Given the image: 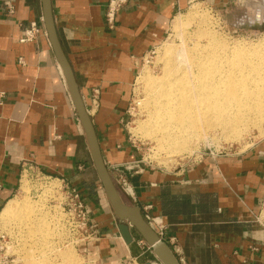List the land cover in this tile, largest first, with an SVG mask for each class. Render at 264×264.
I'll return each mask as SVG.
<instances>
[{"label":"crops","instance_id":"obj_1","mask_svg":"<svg viewBox=\"0 0 264 264\" xmlns=\"http://www.w3.org/2000/svg\"><path fill=\"white\" fill-rule=\"evenodd\" d=\"M6 1L0 0V214L25 194L23 179L31 165L33 175L64 179L81 192L101 235L88 249L101 264L137 263L145 256L150 261L152 247L136 227H130L131 244L121 236L118 225L129 220L115 214L96 172L46 30L42 0H10L14 12ZM108 1L51 0V7L124 203L164 227L160 235L149 224L182 264H264V227L255 220L264 195V138L243 153L207 155L169 171L148 167L127 137L124 122L139 62L164 40L188 0H130L114 28L105 20ZM31 22L42 33L21 42ZM121 174L133 194L118 184Z\"/></svg>","mask_w":264,"mask_h":264},{"label":"rangeland","instance_id":"obj_2","mask_svg":"<svg viewBox=\"0 0 264 264\" xmlns=\"http://www.w3.org/2000/svg\"><path fill=\"white\" fill-rule=\"evenodd\" d=\"M178 18H181L183 22L180 27L175 28L173 23ZM207 32L214 36L213 47L226 51L229 57H237L243 53L254 57L253 52L259 47H264V0H188L186 6L179 9L173 18L164 40L140 60L132 84L131 99L124 124L127 137L136 149V155L150 168L176 171L207 155L243 153L264 138V119L261 120L256 115L253 101L248 105L240 102L239 105L234 106L236 111L233 114L238 115V124L241 128L236 138L230 129L222 126L202 127L198 130L196 138L190 139L187 148L189 150L173 152L167 147L165 151V147L161 145L164 151L161 147L157 148L160 143L156 135L142 132L145 128L143 125L147 124L146 119L149 120L146 102L150 100L152 92L148 91V85L144 82L143 84L141 78L144 75H149L153 79H159L160 76L162 78L168 65L164 67L167 63L164 60L165 56L170 57L172 62H176L175 64L180 63L182 67L187 68L189 65L185 64L187 62L182 61V58H176L175 54L171 56L166 54L167 46H172L173 49L181 46L180 48L187 50L185 52H189L197 46L196 44L206 45L211 41ZM44 177L50 176L44 175ZM50 178L48 184H45L44 180L38 181L31 171L25 172L23 179L25 194L17 198L18 202L20 201L19 209L12 216L0 217V230L7 234L10 251L18 258L20 264H101L95 254L82 251L74 244H70L68 240L66 241L67 235L59 225L61 217L57 205L60 199L57 196L60 195L50 193L54 190L53 187H61L62 181L57 180L58 178ZM116 187L119 191L117 185ZM53 196L56 197L52 199ZM43 223L42 229L40 225ZM47 243L49 244L46 247ZM153 256L151 254L150 261L161 264ZM146 260H148L147 256L137 263L128 261L118 264H143Z\"/></svg>","mask_w":264,"mask_h":264},{"label":"bare ground","instance_id":"obj_3","mask_svg":"<svg viewBox=\"0 0 264 264\" xmlns=\"http://www.w3.org/2000/svg\"><path fill=\"white\" fill-rule=\"evenodd\" d=\"M182 22V19L178 18L173 25L177 28ZM207 36L211 41L206 45L196 44L197 46L189 52H185L187 50H183L185 48L182 49L181 46L178 49L167 46L166 54H175L176 58H182V61L189 65H185L187 68L182 67L180 63L175 64L170 57L165 56L167 63L164 62V67L168 65L165 75L163 72L164 77L153 79L144 75L141 78L142 83L148 85V91L152 92L150 100L147 98L146 102L149 120L146 119L147 124L143 125L145 128L142 132L156 135L160 143L157 148L164 146L165 151L168 148L173 152L189 150L187 148L190 139L194 138L202 127L222 126L230 129L236 138L241 128L238 115L233 113L236 111L234 106L240 102L248 105L253 101L256 115L261 120L264 119V47L253 50L254 57L245 53L229 57L226 51L213 47L214 36L211 33L207 32ZM164 147H161L163 151ZM19 202L17 198L9 201L0 217L14 215L19 209ZM40 226L43 229L44 223Z\"/></svg>","mask_w":264,"mask_h":264},{"label":"water","instance_id":"obj_4","mask_svg":"<svg viewBox=\"0 0 264 264\" xmlns=\"http://www.w3.org/2000/svg\"><path fill=\"white\" fill-rule=\"evenodd\" d=\"M42 2L46 30L57 60L63 70L64 76L69 86L72 100L77 109L81 123L85 129L96 172L115 211V214L121 221L129 220V223L120 222L118 225L123 240L126 242V244H131L133 242V235L131 233L130 227H136L143 238L146 240V242L152 247L154 256L157 261H159L161 264H182L175 253L172 251L170 246L152 229L149 223L143 218L140 209L136 206H129L124 203L105 164L95 127L93 125L91 117L88 114L80 88L75 78L74 71L59 41L54 23L51 0H42ZM143 264H156V262L147 261Z\"/></svg>","mask_w":264,"mask_h":264},{"label":"built area","instance_id":"obj_5","mask_svg":"<svg viewBox=\"0 0 264 264\" xmlns=\"http://www.w3.org/2000/svg\"><path fill=\"white\" fill-rule=\"evenodd\" d=\"M130 0H109L105 13V20L110 28H114L117 22L118 13L122 10V8L128 4ZM7 9L9 12H14V4L9 0L6 1ZM42 29L41 26L37 22H31L30 25L24 29L23 36L20 39L21 42H30L37 40L41 35ZM215 157V156H214ZM27 171H32L31 165H27ZM117 169V168H113ZM118 170V169H117ZM26 171V172H27ZM36 179L44 180L45 184H48V180L50 177H44V175L40 173L34 174ZM61 180V187H53L54 190L50 191V193L57 194L60 196V200H58V208L60 210V221L59 225L61 229L67 235L66 241L70 244H74L75 246L82 249V251L89 252V246L93 243L97 238L100 237L99 231L95 222L93 221L92 211L87 205L85 199L81 192L68 184L64 179ZM118 184L121 188L127 193L133 194L130 183L128 179L121 174L119 179H117ZM56 196H53L54 199ZM149 224L157 230V232L162 235L164 227L156 222L155 218L151 215H146ZM255 220L258 224L264 227V195L260 202V211L255 216ZM7 234L0 230V264H20L18 258L10 251L8 246L9 241L6 238ZM175 242L174 239H171ZM252 249L256 250V247H252ZM252 264V263H248Z\"/></svg>","mask_w":264,"mask_h":264}]
</instances>
